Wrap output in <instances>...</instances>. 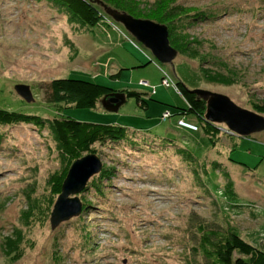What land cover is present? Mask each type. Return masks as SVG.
Segmentation results:
<instances>
[{"label":"rangeland","instance_id":"374dc122","mask_svg":"<svg viewBox=\"0 0 264 264\" xmlns=\"http://www.w3.org/2000/svg\"><path fill=\"white\" fill-rule=\"evenodd\" d=\"M136 1L150 12L163 3ZM170 1L187 47L160 63L108 16L83 25L52 0H0V109L42 122L0 125V264H203L194 250L200 224H238L242 238L264 251V130L240 136L230 150L178 127L175 113L186 101L161 84L160 70L175 84L254 111L253 102L264 104V0ZM55 78L136 91L147 107L135 97L116 112L49 104ZM16 84L28 86L32 102L14 92ZM57 116L128 131L92 146L102 169L68 195L81 213L50 229L57 195L48 179L65 164L49 123Z\"/></svg>","mask_w":264,"mask_h":264},{"label":"trees","instance_id":"16d2710c","mask_svg":"<svg viewBox=\"0 0 264 264\" xmlns=\"http://www.w3.org/2000/svg\"><path fill=\"white\" fill-rule=\"evenodd\" d=\"M65 8L67 13L83 25L94 26L103 16L108 19L103 8L96 3L97 0H52ZM108 6L118 10L126 11L137 18H148L153 21L165 24L168 28L169 42L175 49L182 53L187 47L184 39L179 38L175 33L174 19L179 10L177 6L169 8L170 0H161L163 3L156 12L139 10L136 8V0H101ZM159 1V2H161ZM167 3V5L165 4ZM150 10V9H149ZM114 24V23H113ZM173 25V26H172ZM201 74L207 81H215L213 76L202 71ZM120 72L115 74L119 76ZM212 79H211V78ZM224 79V77H221ZM177 88L186 101V107L177 108L175 115L180 117L193 118V123L198 125L199 130L207 136L209 142L215 147L219 141L228 133L224 132L225 125L209 122L205 119L206 103L197 98L195 93L177 82ZM114 90L88 80L74 78H55L47 84L45 102L49 104L63 103L66 106H73L80 109H95L100 99ZM127 98L135 97L140 107L146 108L147 103L142 100L141 94L136 91H123ZM255 112L264 114V104L252 103ZM176 119V121H177ZM11 123H25L40 126L38 116L25 115L14 111L0 109V125ZM50 128L57 144L64 166L50 175L48 183L51 194L57 195L60 192V185L65 177L68 167L77 158L92 153V146L97 142L109 140H122L126 137L128 129L116 124H98L83 121H75L70 118L53 117L50 120ZM229 136V135H228ZM234 148V147H232ZM186 155L194 158L185 150ZM231 183V182H230ZM229 183V184H230ZM232 186V185H231ZM87 187V185H86ZM84 188V190L86 189ZM232 195L231 187L225 190ZM239 225L227 224L226 226L199 225L197 246L194 250L202 257L203 264H264V251L245 239L239 233Z\"/></svg>","mask_w":264,"mask_h":264},{"label":"water","instance_id":"95a60500","mask_svg":"<svg viewBox=\"0 0 264 264\" xmlns=\"http://www.w3.org/2000/svg\"><path fill=\"white\" fill-rule=\"evenodd\" d=\"M96 3L103 8L108 17L123 25L132 37L150 50L160 63H172L178 55V50L169 42L168 28L165 24L148 18L134 17L126 11L108 6L101 0H97ZM13 90L26 102L33 101L27 85L16 84ZM191 91L206 103L205 119L207 121L223 124L233 134L241 137L264 130V115L237 105L223 94L205 89ZM126 98L124 92L112 91L103 96L100 103L104 109L116 112ZM101 169V160L94 153L85 154L70 164L50 212V229L81 213V202L76 197L70 198L68 195L80 193L86 187L89 178L99 173Z\"/></svg>","mask_w":264,"mask_h":264},{"label":"built area","instance_id":"2783aa9c","mask_svg":"<svg viewBox=\"0 0 264 264\" xmlns=\"http://www.w3.org/2000/svg\"><path fill=\"white\" fill-rule=\"evenodd\" d=\"M130 41L134 45H136V43L132 39H130ZM160 70L162 71V74H163V76L161 78V84L163 86H165V87L173 86L175 88V90L178 93H180L179 90H178V88H177V85L175 84V82L173 81V79L168 75V73L165 72L164 70H162L161 68H160ZM168 117H170V114L168 112H164L163 115H162V118L165 119V118H168ZM176 125L178 127H180V128H183V129H187V130H191V131H199L198 125H196L195 123L189 121L187 118H184V117L178 118L177 121H176ZM224 132H226L228 134H233L227 128L224 129Z\"/></svg>","mask_w":264,"mask_h":264},{"label":"crops","instance_id":"0c3cea01","mask_svg":"<svg viewBox=\"0 0 264 264\" xmlns=\"http://www.w3.org/2000/svg\"><path fill=\"white\" fill-rule=\"evenodd\" d=\"M101 103H99L97 106H100ZM102 107V105H101ZM96 109V108H95ZM128 129V128H127ZM191 131V130H190ZM229 135V136H228ZM242 140L243 138H241L240 136L238 137L237 135L235 134H227V136L223 137L221 139V142L219 141L218 144H222V146L226 147L227 149H230L233 147V146H236L237 145V140Z\"/></svg>","mask_w":264,"mask_h":264}]
</instances>
